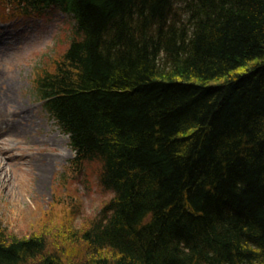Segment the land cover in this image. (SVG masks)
Here are the masks:
<instances>
[{
	"label": "trees",
	"instance_id": "obj_1",
	"mask_svg": "<svg viewBox=\"0 0 264 264\" xmlns=\"http://www.w3.org/2000/svg\"><path fill=\"white\" fill-rule=\"evenodd\" d=\"M56 10L30 90L73 150L70 215L0 226V264H264V0H0Z\"/></svg>",
	"mask_w": 264,
	"mask_h": 264
},
{
	"label": "rangeland",
	"instance_id": "obj_2",
	"mask_svg": "<svg viewBox=\"0 0 264 264\" xmlns=\"http://www.w3.org/2000/svg\"><path fill=\"white\" fill-rule=\"evenodd\" d=\"M11 13L7 14L12 16ZM52 13L45 17L36 14L0 17V226L18 235L39 234L57 225L54 223L65 225L62 220H68L70 215L61 203L60 190L55 187L73 157L68 136L60 132L30 90L37 55L51 47L57 33L69 24L58 10ZM6 99L21 113L22 120L17 117L13 122L20 126L18 134L9 133L11 141L5 142L8 137L3 132L10 123L4 117ZM67 178L74 180L83 192L80 198L85 216L108 199V195L94 188L84 193L86 188L78 175L68 172Z\"/></svg>",
	"mask_w": 264,
	"mask_h": 264
},
{
	"label": "bare ground",
	"instance_id": "obj_3",
	"mask_svg": "<svg viewBox=\"0 0 264 264\" xmlns=\"http://www.w3.org/2000/svg\"><path fill=\"white\" fill-rule=\"evenodd\" d=\"M0 97H1V95H0ZM9 101H10V99H6L3 102L4 105H5V109H7L6 110L7 113H5L4 117H6L8 120H10V123L6 124V130L3 132V134L8 137V138H6L5 142L6 141H11L9 136H8L9 133L14 132V133L18 134V129L20 128V126L13 125V122L17 119V117H20V120H22L21 113L17 110V108L15 106L10 105V103H8ZM68 150H67V152L69 153L70 150L69 151ZM42 173H41V175L39 177L41 180H42L41 177L44 174V173L43 174Z\"/></svg>",
	"mask_w": 264,
	"mask_h": 264
}]
</instances>
